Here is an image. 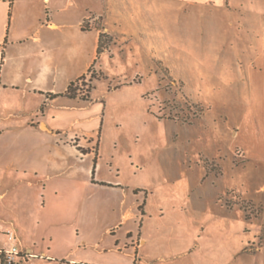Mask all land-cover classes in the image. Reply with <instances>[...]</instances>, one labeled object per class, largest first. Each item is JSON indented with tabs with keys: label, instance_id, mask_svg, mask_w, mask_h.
Listing matches in <instances>:
<instances>
[{
	"label": "rangeland",
	"instance_id": "rangeland-1",
	"mask_svg": "<svg viewBox=\"0 0 264 264\" xmlns=\"http://www.w3.org/2000/svg\"><path fill=\"white\" fill-rule=\"evenodd\" d=\"M15 1L23 26L42 18L43 0ZM72 1L51 0L54 21L76 24L85 14L81 27L98 33L100 53L67 91L82 129L71 139L94 141L97 180L121 185L92 187L82 171L74 175L67 216L84 244H73V257L128 261L99 254L129 227L118 224L124 204L139 218L142 264H264V170L239 149L252 103L245 63L262 47L240 13L182 0ZM39 197L36 223L49 215Z\"/></svg>",
	"mask_w": 264,
	"mask_h": 264
},
{
	"label": "crops",
	"instance_id": "crops-1",
	"mask_svg": "<svg viewBox=\"0 0 264 264\" xmlns=\"http://www.w3.org/2000/svg\"><path fill=\"white\" fill-rule=\"evenodd\" d=\"M182 1L187 5L211 4L222 10L231 5L262 47V53L245 63L252 103L243 121L246 148L239 149L248 163L264 170V0ZM15 2L0 0V119L7 122L4 127L0 125L1 203L10 196L9 204H0V250L8 248L5 232L11 230L19 249L30 255L21 259L20 264H142L145 240L139 234V218L124 204L118 206L121 208L118 224L129 227L121 239L114 237L112 248L102 249L99 254L122 255L128 258L127 262L118 259L89 262L72 255L77 250L73 244L76 248L84 244L77 224L67 216L74 208L69 196L75 190L74 175L82 171L86 179H91L92 187L114 191L121 187L117 181L97 180L99 162L92 149L94 141L71 139L82 129H77L81 121L71 113L79 104L78 99L67 96V91L71 83L87 75L94 63L98 33L82 29L85 14L76 24L54 21L50 10L60 9L51 0H43L42 18L33 27L23 26ZM69 4L73 1L69 0ZM88 34L93 36L91 44L84 41ZM53 177L59 181L56 187L50 186ZM38 195L42 203L40 212L45 215L49 208V215L51 210L55 215L40 216L36 223ZM52 200L56 203L52 204ZM113 227L107 231L114 232ZM128 233L135 235L127 239Z\"/></svg>",
	"mask_w": 264,
	"mask_h": 264
},
{
	"label": "built area",
	"instance_id": "built-area-1",
	"mask_svg": "<svg viewBox=\"0 0 264 264\" xmlns=\"http://www.w3.org/2000/svg\"><path fill=\"white\" fill-rule=\"evenodd\" d=\"M5 237L9 246L7 249L0 250V256L3 264H20L21 259H24V257H30L29 254L26 255L19 249L16 236L13 231L7 230L5 232Z\"/></svg>",
	"mask_w": 264,
	"mask_h": 264
},
{
	"label": "trees",
	"instance_id": "trees-1",
	"mask_svg": "<svg viewBox=\"0 0 264 264\" xmlns=\"http://www.w3.org/2000/svg\"><path fill=\"white\" fill-rule=\"evenodd\" d=\"M99 53H100V52L98 51V54H99ZM71 86H72V83L69 85V88H68V89H70ZM0 263L3 264V261H2L1 256H0Z\"/></svg>",
	"mask_w": 264,
	"mask_h": 264
}]
</instances>
